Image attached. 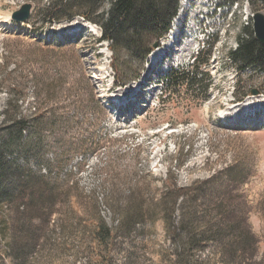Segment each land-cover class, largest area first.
Instances as JSON below:
<instances>
[{
	"label": "rangeland",
	"instance_id": "rangeland-1",
	"mask_svg": "<svg viewBox=\"0 0 264 264\" xmlns=\"http://www.w3.org/2000/svg\"><path fill=\"white\" fill-rule=\"evenodd\" d=\"M46 1L0 0V17L10 18L25 3L33 7L27 23L0 26V149L7 160L41 174L48 161L63 159L51 164L52 176L63 189L57 187L50 227L42 233L37 252L28 257L30 262L71 264L78 258L79 231L71 226L96 216L115 230L116 262L156 264L162 254L173 258L155 203L173 185L186 189L193 205L192 194L200 192L197 203L211 215L206 223H239L252 233L258 240L256 258H263L264 80L255 73L239 75L228 58L242 29L249 26L252 31L250 2L214 0L220 10L208 9L210 18L201 23L200 0H179L172 29L149 54L154 57L156 49L165 48L163 59L154 64L149 56L141 64L124 59L126 69L117 71L109 44L98 43V27L82 18L35 31L36 14ZM181 4L186 6L179 15ZM259 10L261 5L255 8ZM208 24L207 44L199 52V60L210 54L207 65L199 68L208 77H198L210 88L206 94H191L185 85L171 90L166 78L172 72L180 76L194 71L193 59L202 48L198 40ZM166 47H171L168 52ZM11 100L17 116L31 118L45 111L57 123L63 118L60 129H43L36 136L42 146L28 163L26 151L4 147L12 143L2 125V112ZM97 142L94 152L82 147ZM231 168L234 171L226 173ZM115 199L118 204L135 200L132 222L140 223L125 235L113 221L110 201ZM6 249L7 243L0 241V264H8ZM207 255L206 250L194 258Z\"/></svg>",
	"mask_w": 264,
	"mask_h": 264
},
{
	"label": "trees",
	"instance_id": "trees-1",
	"mask_svg": "<svg viewBox=\"0 0 264 264\" xmlns=\"http://www.w3.org/2000/svg\"><path fill=\"white\" fill-rule=\"evenodd\" d=\"M178 1L47 0L36 14L37 28L33 26V29L37 31L52 23L82 18L101 31L98 43L105 41L109 44L114 70L126 69L124 59L128 63H143L151 52L152 45L164 37L176 16ZM249 2L253 12H256L257 5H261L264 12V0ZM236 42L237 48L228 53L229 60L238 71L248 69L261 75L264 80V46L255 40L249 26L242 29ZM207 61L208 58L198 61L192 66L193 72L188 71L180 76L172 72L166 80V86L176 90L175 87L185 85L191 94L199 91L206 94L210 84H203L204 80L198 76L199 68L205 66ZM138 76L136 73L133 78ZM203 76L208 77L205 73H202L201 77ZM118 84L125 85L119 81ZM16 110L17 107L12 105L11 100L2 112L3 130L12 142L4 147L9 150L18 146V150L26 151L28 163L30 159L36 158L42 146L36 136H40L43 129H60V120L63 118L60 117L57 123V120L53 121L54 115H49V112L35 113L29 118L17 116ZM82 147L93 151L91 148H98L99 143ZM2 153L0 149V241L7 243L4 257L8 264H32L28 257L37 252L42 233L50 227L55 197L63 189V184L54 179L50 171L52 162L56 163L58 160L55 158L48 161L47 170L41 174L34 172L28 165L23 166L24 168L17 166ZM68 159L71 158H66V162ZM62 161L63 159L58 162ZM233 171L234 168L227 169L226 173ZM186 192V189L173 185L171 190L164 191L155 201L161 210V223L175 253L173 258L162 254L156 264H264V257L256 258L258 240L252 233L247 234L239 223L229 226H225V222L220 225L213 221L206 223L210 222L211 215H207L206 210H201V202L197 203V197H201L200 192L196 191L191 196L194 205L186 198ZM131 199L121 200V204H118L117 199L110 201L114 210L113 221L117 222V230L124 235L140 223L132 222L136 209L133 206L135 200ZM69 203L72 205V200ZM176 212L177 220L174 217ZM71 227L74 230L79 227L76 233L78 248L75 252L78 258H73L71 264H140L129 259H123L120 263L115 261L113 255L116 233L100 216L78 219ZM206 250V258H194L195 254ZM55 261L56 258L53 263Z\"/></svg>",
	"mask_w": 264,
	"mask_h": 264
},
{
	"label": "water",
	"instance_id": "water-1",
	"mask_svg": "<svg viewBox=\"0 0 264 264\" xmlns=\"http://www.w3.org/2000/svg\"><path fill=\"white\" fill-rule=\"evenodd\" d=\"M32 9L31 3L22 4L20 8L10 16V19L16 23H25L30 19ZM252 31L255 40L260 45L264 46V12L258 11L253 15ZM157 47V43L152 45V49ZM251 94L253 95L255 92H251Z\"/></svg>",
	"mask_w": 264,
	"mask_h": 264
},
{
	"label": "bare ground",
	"instance_id": "bare-ground-1",
	"mask_svg": "<svg viewBox=\"0 0 264 264\" xmlns=\"http://www.w3.org/2000/svg\"><path fill=\"white\" fill-rule=\"evenodd\" d=\"M185 4H181V7H180V9H179V15H180V13H182L183 11H184V9H185ZM196 13H197V10L194 12V14L196 15ZM195 17V16H194ZM176 19V18H175ZM185 21V20H184ZM9 22H10V24H11V20H10V18L9 17H0V25H10L9 24ZM181 22V21H180ZM183 22V21H182ZM77 28H79V25L76 27V28H69V29H77ZM181 28V27H180ZM178 29V28H177ZM176 29V30H177ZM63 33H69L68 32V30H64V32ZM176 33V32H175ZM176 37V36H175ZM177 40V38H174V41H176ZM194 42V39H192V43ZM176 43V42H175ZM175 43H173V44H175ZM165 46V45H164ZM168 48H171V47H166V50H168ZM188 48V47H187ZM165 50V48L161 51V49H156L155 51V53L154 54H156L154 57H150V59H151V62L154 64V63H159V60H160V58L162 57V53H163V51ZM171 50V49H170ZM169 50V51H170ZM181 51V50H180ZM168 52V51H167ZM171 52V51H170ZM187 52V51H186ZM183 54V53H182ZM185 54V53H184ZM183 54V55H184ZM182 56V55H181ZM186 56V55H185ZM179 58V57H178ZM185 58V57H184ZM183 60V59H182ZM120 104V103H119ZM117 106H119L118 105V103H117Z\"/></svg>",
	"mask_w": 264,
	"mask_h": 264
}]
</instances>
